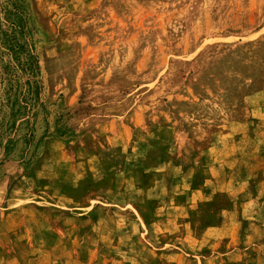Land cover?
<instances>
[{
    "label": "rangeland",
    "instance_id": "obj_1",
    "mask_svg": "<svg viewBox=\"0 0 264 264\" xmlns=\"http://www.w3.org/2000/svg\"><path fill=\"white\" fill-rule=\"evenodd\" d=\"M13 3L0 264H264V0Z\"/></svg>",
    "mask_w": 264,
    "mask_h": 264
},
{
    "label": "trees",
    "instance_id": "obj_2",
    "mask_svg": "<svg viewBox=\"0 0 264 264\" xmlns=\"http://www.w3.org/2000/svg\"><path fill=\"white\" fill-rule=\"evenodd\" d=\"M3 14L10 21L9 16L13 17L10 24L7 25L9 30L0 27V47L4 48L0 51V84L6 85L5 101L11 104L17 97L27 101L30 95L34 94L33 79L39 65L35 56L22 40V36H18L22 32L24 23L13 0L5 1ZM10 111L12 112V108Z\"/></svg>",
    "mask_w": 264,
    "mask_h": 264
}]
</instances>
